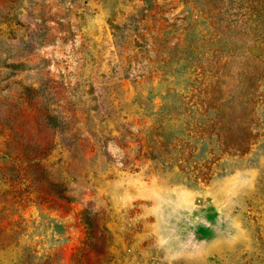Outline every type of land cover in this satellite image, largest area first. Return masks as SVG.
I'll list each match as a JSON object with an SVG mask.
<instances>
[{
	"label": "rangeland",
	"instance_id": "374dc122",
	"mask_svg": "<svg viewBox=\"0 0 264 264\" xmlns=\"http://www.w3.org/2000/svg\"><path fill=\"white\" fill-rule=\"evenodd\" d=\"M0 264H264V0H0Z\"/></svg>",
	"mask_w": 264,
	"mask_h": 264
}]
</instances>
